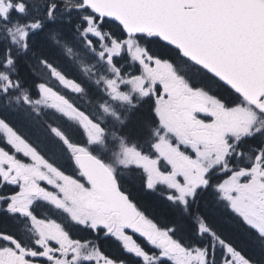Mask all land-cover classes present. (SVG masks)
Listing matches in <instances>:
<instances>
[{
	"label": "snow or ice",
	"instance_id": "6c2138e0",
	"mask_svg": "<svg viewBox=\"0 0 264 264\" xmlns=\"http://www.w3.org/2000/svg\"><path fill=\"white\" fill-rule=\"evenodd\" d=\"M74 49L104 73L99 115L41 80L83 93L62 74ZM13 111L35 147L0 115L14 150L0 147V264H126L104 245L132 264H264V0H0V114ZM137 111L129 146L106 125L122 130ZM109 134L124 174L93 154ZM53 144L77 178L37 150ZM126 177L163 211L140 210ZM46 205L60 222L41 215ZM209 205L259 258L222 238Z\"/></svg>",
	"mask_w": 264,
	"mask_h": 264
},
{
	"label": "trees",
	"instance_id": "16d2710c",
	"mask_svg": "<svg viewBox=\"0 0 264 264\" xmlns=\"http://www.w3.org/2000/svg\"><path fill=\"white\" fill-rule=\"evenodd\" d=\"M22 74L27 75V69L22 68ZM62 74L65 75L67 79L72 81H76L80 83L81 86L85 89L83 93L73 94L72 91L66 90L64 95L71 102L79 105L81 109L85 110L88 113H91L92 110H99L98 105L104 101L105 96L103 94L102 85H97L96 81L102 75H104L102 69H100L99 65L96 64L95 60L90 56L85 55L79 50L74 49V55L67 57L65 64L62 66ZM93 75L92 79L88 78V75ZM49 76L44 75L41 77V80L45 83H50ZM217 95L223 97L225 100H231V96L224 89L217 90ZM100 102V103H99ZM94 108V109H92ZM44 111H47L46 109ZM99 115V111H97ZM5 119L6 122L10 123V126L14 128V130L18 131V134H23V138L28 140L29 143H33L32 139H30V133L25 125L22 123L20 117L13 112L0 114ZM146 115L140 113L139 111L132 113L130 119L126 126L121 130L119 126L106 125L109 133L112 131H116L118 134L122 131L123 133H128V140L126 141L129 146L133 142L137 140V132H138V116ZM44 117L41 116V119ZM109 124L112 121L109 119ZM0 137L2 134L0 133ZM0 145L9 149V147L0 140ZM35 147V144L33 143ZM105 151L101 146H94V154L98 155L105 163H110L113 158V153L119 151L118 141H113L111 135L109 134L106 137ZM58 148L56 145H48L44 151L41 149H37L41 152V155H44L50 162H54V165L60 167L63 171L67 170V166L69 164V160L64 155H59L53 157L50 153ZM122 174L126 173L127 170H123L122 168L118 169ZM125 187L129 192L132 193L130 197L133 199L134 203H137L138 208L145 212L149 218H153L157 216L163 209L160 207V197L157 194H149L147 190H142L138 182H135L131 179H127ZM43 203V202H42ZM42 216H47L49 219L61 220V216L58 211L55 210L51 205H46V207L39 209ZM211 222L213 226L218 229V231L222 234L223 237H229L235 245L249 255H252L254 258H259L260 249L259 245L256 241L251 239L246 233L242 232L237 226L234 220H232L223 209L213 208L211 205L208 206L207 209ZM155 222V221H154ZM4 227H9V223H5ZM144 241V240H143ZM145 242V241H144ZM146 245L145 243L142 244ZM113 246L104 245L102 247V251L105 252L108 256H113ZM127 257L125 256V259ZM132 259H127V264H132Z\"/></svg>",
	"mask_w": 264,
	"mask_h": 264
},
{
	"label": "flooded vegetation",
	"instance_id": "af4514ba",
	"mask_svg": "<svg viewBox=\"0 0 264 264\" xmlns=\"http://www.w3.org/2000/svg\"><path fill=\"white\" fill-rule=\"evenodd\" d=\"M70 88V87H69ZM71 89V88H70ZM92 109H94V108H92ZM97 111H99V110H97V109H95V110H92V112H91V114L92 115H98V113H97ZM201 116H202V114H201ZM0 140L3 142V139H2V137H0ZM4 143V142H3ZM105 143H106V140H105ZM96 146H100V145H96ZM0 147H3V146H1L0 145ZM6 150V149H5ZM103 150L105 151V146H103ZM94 154V153H93ZM17 156H18V158H21L22 160H24V162H26V163H28V159L29 158H27V157H23V155L22 154H16ZM95 155V154H94ZM45 159H47L46 157H45ZM50 162V161H49ZM69 164L70 165H68L67 166V170L66 171H64L65 172V174H71V175H73V178H77V172H76V169L74 168V167H72V165H71V163L69 162ZM54 166H56V165H54ZM60 168V167H59ZM61 169V168H60ZM62 170V169H61ZM63 171V170H62ZM41 186H45V183L44 182H41ZM47 188H48V190H52V188H51V186H47ZM43 203H46V202H43ZM53 208H54V206H52ZM61 219H62V217H61ZM56 220V219H55ZM57 222H60L59 220H57ZM139 238V237H138ZM135 239V238H134ZM113 249V252H114V255L113 256H109L110 258H112V257H115V258H117V259H121V260H124L125 261V252L124 251H122L120 248H118V247H116L115 245H114V247L112 248ZM105 253V252H104ZM106 254V253H105ZM130 256H131V254H130ZM136 258H134V260H135ZM126 262V261H125Z\"/></svg>",
	"mask_w": 264,
	"mask_h": 264
},
{
	"label": "clouds",
	"instance_id": "9594fccd",
	"mask_svg": "<svg viewBox=\"0 0 264 264\" xmlns=\"http://www.w3.org/2000/svg\"><path fill=\"white\" fill-rule=\"evenodd\" d=\"M103 146L104 145H101V147H103ZM122 159H123V156L119 153V151H117L116 154H113V158H112V161L110 162V164L115 169L123 168V165L121 163Z\"/></svg>",
	"mask_w": 264,
	"mask_h": 264
},
{
	"label": "rangeland",
	"instance_id": "374dc122",
	"mask_svg": "<svg viewBox=\"0 0 264 264\" xmlns=\"http://www.w3.org/2000/svg\"><path fill=\"white\" fill-rule=\"evenodd\" d=\"M53 82V85H55L56 87L59 85V83H57V82H54V81H52ZM48 86V85H47ZM106 144V143H105ZM14 152V151H13ZM194 155V154H193ZM28 158V157H27ZM28 162H31L30 161V158L28 159Z\"/></svg>",
	"mask_w": 264,
	"mask_h": 264
},
{
	"label": "bare ground",
	"instance_id": "6f19581e",
	"mask_svg": "<svg viewBox=\"0 0 264 264\" xmlns=\"http://www.w3.org/2000/svg\"><path fill=\"white\" fill-rule=\"evenodd\" d=\"M100 103V102H99Z\"/></svg>",
	"mask_w": 264,
	"mask_h": 264
}]
</instances>
